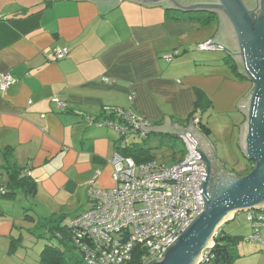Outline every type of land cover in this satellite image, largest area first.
<instances>
[{
  "label": "crops",
  "instance_id": "crops-1",
  "mask_svg": "<svg viewBox=\"0 0 264 264\" xmlns=\"http://www.w3.org/2000/svg\"><path fill=\"white\" fill-rule=\"evenodd\" d=\"M102 1L0 0V76L14 80L6 92L0 90V264H18L12 252L20 249L22 219L37 233L51 214L60 211L67 220L88 211L92 181L96 189L115 186L111 159L119 134L90 125L86 117L99 120L121 109L150 127L167 119L188 126L197 117L211 136L214 119L239 115V129L244 122L238 106L253 85L223 68L216 51L188 55L187 61L163 58L175 51L179 58L201 39L211 42L218 22L214 29L215 22L204 26L195 15L172 11L181 15L166 17L162 8ZM64 48L69 53L58 60ZM10 166L33 183V196L9 187ZM69 208L75 212L62 213ZM237 219L224 227L242 239L232 249V264H264V246L246 241L252 233L246 215L249 227Z\"/></svg>",
  "mask_w": 264,
  "mask_h": 264
},
{
  "label": "built area",
  "instance_id": "built-area-1",
  "mask_svg": "<svg viewBox=\"0 0 264 264\" xmlns=\"http://www.w3.org/2000/svg\"><path fill=\"white\" fill-rule=\"evenodd\" d=\"M213 48L211 42L199 46L200 50ZM68 53L69 50L64 48L56 58L62 60ZM179 55L175 51L165 55L164 59L171 62ZM13 83L11 76H0L2 92ZM54 102L63 112L67 110L58 99ZM86 120L90 125L107 127L119 134L111 159L115 186L110 190L96 189L92 181L88 189L92 206L66 222L67 231L85 264H131L137 252H140L142 264H147L159 258L163 248L172 244L202 213L201 185L206 168L197 164L200 157L195 145L186 138L183 139L186 156L178 163L172 166L155 160L137 163L125 152L137 139H147L144 130L151 123L125 110L110 111L99 120L92 117H86ZM199 122L198 118L193 121L196 125ZM246 219L252 228L246 241L264 246L261 236L264 211H251L246 214ZM211 252L204 255L202 264Z\"/></svg>",
  "mask_w": 264,
  "mask_h": 264
},
{
  "label": "water",
  "instance_id": "water-1",
  "mask_svg": "<svg viewBox=\"0 0 264 264\" xmlns=\"http://www.w3.org/2000/svg\"><path fill=\"white\" fill-rule=\"evenodd\" d=\"M129 1L183 14L215 15L218 31L211 41L213 49L230 58L238 75L253 85L238 106L244 117L238 146L243 157L253 162L252 170L245 176L226 169L208 136L193 121L184 126L167 119L163 125L144 130L147 135L188 139L200 157L197 164L206 168L201 185L202 213L172 244L163 248L159 258L147 264H202L204 255L214 246L215 237L237 215L264 211V0Z\"/></svg>",
  "mask_w": 264,
  "mask_h": 264
},
{
  "label": "rangeland",
  "instance_id": "rangeland-1",
  "mask_svg": "<svg viewBox=\"0 0 264 264\" xmlns=\"http://www.w3.org/2000/svg\"><path fill=\"white\" fill-rule=\"evenodd\" d=\"M214 25L210 26V28L216 29L217 22L214 21ZM213 36V33L212 35ZM199 41V43H195L192 47V49L187 53H182V55L179 58H176L175 60H179L181 58H184V61L188 60V55L198 56L201 53H207L211 51H201L199 50L198 44H204L205 41ZM210 42V41H209ZM208 43V42H207ZM206 44V43H205ZM191 48V47H190ZM216 51L219 56V62L220 64H224L225 66L223 68H229L228 65H226V55L221 51ZM172 52L171 54H173ZM164 58V56H163ZM175 62V61H174ZM222 67V66H221ZM227 118H220L218 120L214 119L211 124L215 126L216 129H214L213 135L209 136V140L216 149V155L221 160V162L224 164L226 169L228 171H232L234 167H236L237 171H242L246 165H248L250 162L247 161L238 146L239 141V127H237L234 122L235 118L239 117L236 114L231 115H225ZM197 118V117H196ZM194 118L193 120H195ZM208 118V115L204 116L203 120L206 122ZM220 126H224L220 128ZM132 140H134V137H132ZM140 145L142 147L145 144V147L150 149L154 159L159 164H164L167 166H172L186 156V143L182 138H173V137H165L160 135H149L148 140L146 143L144 141L140 140ZM143 143V144H142ZM243 168V169H242ZM75 209L69 208L67 211L62 213H73ZM51 214V213H50ZM58 216L61 214L60 211H58ZM245 213L239 214L238 219L236 222H241L243 226H248L249 224L246 223L245 219ZM50 216H53L52 214ZM57 216V217H58ZM74 219V218H73ZM68 220V221H67ZM65 220L66 222H70L72 220L70 217ZM230 224V223H229ZM228 224V225H229ZM232 224V223H231ZM227 225V226H228ZM21 228L23 238L22 241H20L19 250L17 255L12 252L13 259L17 257L16 262L18 264H41L40 262V254L42 249L47 245H55V240L47 238V235L50 234L46 228L39 229L41 232L37 233H30V228L32 227L30 222H26L25 219H22L21 221ZM231 226L227 227V229H230ZM249 227V226H248ZM38 234H41L43 237H38ZM19 243V242H18ZM20 251V252H19ZM65 259L67 264H85L81 254L76 249H71L70 251L65 252Z\"/></svg>",
  "mask_w": 264,
  "mask_h": 264
},
{
  "label": "trees",
  "instance_id": "trees-1",
  "mask_svg": "<svg viewBox=\"0 0 264 264\" xmlns=\"http://www.w3.org/2000/svg\"><path fill=\"white\" fill-rule=\"evenodd\" d=\"M165 14L166 17H173L174 14L181 15L180 13H173L171 11H166ZM192 15L197 16L195 19L201 21L204 26H208L214 21L218 22L217 17L215 15H211L208 13H203L202 15H200V13L197 15L189 14L187 16L190 17ZM225 61H226V65H228L232 69V71L235 73L237 78H239L240 80H245L238 75L237 68L230 58L226 57ZM64 112H66V110ZM199 129L207 136L211 134V130L201 122ZM139 142L140 140H136L131 144V146L129 147V151H127L128 152L127 155L133 157L137 163H143V162H149L155 160L150 149H145L144 147L141 148L138 147L140 145ZM252 166H253V162H250L248 165L244 167V169L242 168L243 169L242 171H237L236 167H234L233 170L229 172L237 176H245L252 170ZM8 169L10 176L7 183L9 187H11V189L18 190L19 192H22L27 196L28 195L33 196L35 187L33 186V183L30 182L29 178L24 176L21 170H16L12 166H10ZM65 220L66 217L63 215L58 217L56 215L50 216L49 218L44 219L43 228H46L50 233V235L52 236V238H56L57 240H59V242L63 244L68 250L69 249L77 250L75 244L70 239L71 238L70 234L68 233L67 228L65 226ZM240 240H242L240 237L227 233L225 231V228H223L215 237L214 247L211 250L212 252L209 255L207 261L203 264H232L236 260V257L232 253V249L240 242ZM67 242L68 243L70 242L71 245L69 246ZM62 248L63 247L60 246V244L59 245L51 244L45 246L40 254L41 264H67L65 259V252H67L66 251L67 249L62 250ZM131 264H142L140 252H137L134 255Z\"/></svg>",
  "mask_w": 264,
  "mask_h": 264
},
{
  "label": "clouds",
  "instance_id": "clouds-1",
  "mask_svg": "<svg viewBox=\"0 0 264 264\" xmlns=\"http://www.w3.org/2000/svg\"><path fill=\"white\" fill-rule=\"evenodd\" d=\"M198 119H200V118H198ZM194 121V120H193ZM200 122H201V120H200ZM200 122H199V124L198 125H196L197 127H199L200 126Z\"/></svg>",
  "mask_w": 264,
  "mask_h": 264
}]
</instances>
